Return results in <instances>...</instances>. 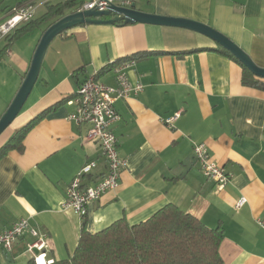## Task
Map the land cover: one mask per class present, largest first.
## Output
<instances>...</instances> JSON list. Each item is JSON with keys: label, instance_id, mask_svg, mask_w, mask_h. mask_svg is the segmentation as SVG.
Returning a JSON list of instances; mask_svg holds the SVG:
<instances>
[{"label": "crops", "instance_id": "crops-1", "mask_svg": "<svg viewBox=\"0 0 264 264\" xmlns=\"http://www.w3.org/2000/svg\"><path fill=\"white\" fill-rule=\"evenodd\" d=\"M25 1L36 3L39 18L49 4L66 0H0V21ZM114 1L208 24L264 67V0ZM49 26L32 31L38 43ZM8 42L0 41V66L12 71L16 40L2 52ZM219 48L190 29L140 22L84 24L56 36L19 117L29 122L93 75L115 86L113 66L134 59L129 80L144 87L117 100L121 120L113 126L128 165L118 188L92 202L86 216L64 209L67 188L86 162L97 163L96 177L107 172L100 146L85 137L88 125L71 121L76 106L64 101L27 133L23 151L0 158V233L29 218L46 236L44 259L60 260L74 253L83 226L98 232L123 217L137 224L173 203L211 228L223 227V264H264V228L258 223L264 218V90L244 85L241 64ZM33 55L23 61L25 75L16 79V92ZM176 114L174 126L168 127L165 120ZM198 143H206L215 161L232 174L224 188L204 176L194 154ZM243 197L247 202L237 208ZM34 241L27 232L11 250L0 246V264H26L33 258L28 247Z\"/></svg>", "mask_w": 264, "mask_h": 264}, {"label": "trees", "instance_id": "trees-1", "mask_svg": "<svg viewBox=\"0 0 264 264\" xmlns=\"http://www.w3.org/2000/svg\"><path fill=\"white\" fill-rule=\"evenodd\" d=\"M76 4V0L49 4L43 16L20 25L7 36L9 42L2 52L12 41L39 25H51L67 15ZM219 50L241 64L244 85L264 90V79L256 77L225 48L220 46ZM75 96L76 92L15 129L0 146V158L12 150L23 151L27 133L52 109ZM224 238L222 226L211 228L193 214L169 203L137 224H130L123 217L98 232H90L83 226L74 253L46 264H223L220 247ZM26 264L37 262L32 258Z\"/></svg>", "mask_w": 264, "mask_h": 264}, {"label": "built area", "instance_id": "built-area-1", "mask_svg": "<svg viewBox=\"0 0 264 264\" xmlns=\"http://www.w3.org/2000/svg\"><path fill=\"white\" fill-rule=\"evenodd\" d=\"M68 1V0H66ZM74 12L89 9L105 10L111 5L129 7L130 1L115 2L114 0H76ZM37 5L34 1H25L10 10L8 15L0 21V41L7 38L20 25L31 21L36 16ZM135 64L134 59L124 60L113 66L116 76V85L111 86L101 82L96 75L87 78L76 91V96L68 103L75 104L76 109L68 118L78 124L88 125L85 135L88 141L97 143L107 163V172L101 177L94 175L97 166L95 161L86 162L73 178L67 188L64 209H72L84 217L88 213L89 205L102 198L111 190L118 188L122 171L127 167L126 158L121 157L118 150V138L113 130L114 124L121 120L116 109V102L121 98H128L143 90V84H133L129 80L128 70ZM178 114L167 118L165 124L174 126ZM194 154L201 166L205 177L217 183L219 189L230 180L232 174L219 165L211 155L206 143L194 145ZM247 202L245 197L237 202V208ZM258 223L264 228V218ZM30 233L35 241L28 247L37 264H46L44 250L47 247L46 236L32 227L29 218H22L0 233V246L11 250L13 243L25 233ZM41 251L37 254L35 250ZM43 258V260H41Z\"/></svg>", "mask_w": 264, "mask_h": 264}, {"label": "water", "instance_id": "water-1", "mask_svg": "<svg viewBox=\"0 0 264 264\" xmlns=\"http://www.w3.org/2000/svg\"><path fill=\"white\" fill-rule=\"evenodd\" d=\"M137 22L186 28L201 33L229 51L256 77L264 79V67L259 66L231 38L203 22L188 18L144 12L138 10L134 4L129 7L113 4L105 10L89 9L72 12L52 23L44 31L34 52L28 72L8 109L0 119V136L11 126L25 106L38 81L47 49L56 36L73 27L84 24H134Z\"/></svg>", "mask_w": 264, "mask_h": 264}, {"label": "rangeland", "instance_id": "rangeland-1", "mask_svg": "<svg viewBox=\"0 0 264 264\" xmlns=\"http://www.w3.org/2000/svg\"><path fill=\"white\" fill-rule=\"evenodd\" d=\"M35 35L37 36L35 37ZM38 39H39V35L37 34L36 31L26 33L20 36L19 38H17L15 44L13 45V50L16 55V60L12 65V71L10 70L6 71L4 65L0 66V119L8 109L10 103L12 102L13 98L17 93L16 92L17 87H15L16 79H18L19 81V79H21V77L25 75V72L22 67L23 61L27 58L28 59L31 58L36 47L38 46ZM16 73L19 74L20 78L16 77L15 75ZM24 109L25 106L23 107L21 113L23 112ZM19 116L11 124V126L0 136V139H2L0 146L5 142V140L7 139L13 128H16L17 126L19 128L27 123V121L24 122L25 116H21V117Z\"/></svg>", "mask_w": 264, "mask_h": 264}]
</instances>
